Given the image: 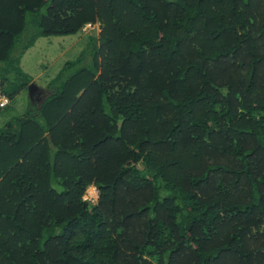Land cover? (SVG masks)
Masks as SVG:
<instances>
[{
	"label": "trees",
	"instance_id": "trees-1",
	"mask_svg": "<svg viewBox=\"0 0 264 264\" xmlns=\"http://www.w3.org/2000/svg\"><path fill=\"white\" fill-rule=\"evenodd\" d=\"M87 23L0 128V264H264V0H0V91Z\"/></svg>",
	"mask_w": 264,
	"mask_h": 264
},
{
	"label": "rangeland",
	"instance_id": "rangeland-1",
	"mask_svg": "<svg viewBox=\"0 0 264 264\" xmlns=\"http://www.w3.org/2000/svg\"><path fill=\"white\" fill-rule=\"evenodd\" d=\"M100 31L99 23H87L75 35L37 38L34 44L24 52L20 61L22 69L32 78L29 86L34 84L36 87L31 86L34 91L30 93L29 86H27L26 89H21L19 93L10 98L8 107L0 110V128L4 127L6 122L13 117L22 116L27 110L30 112L35 110L30 107V103H41L48 81L56 75L66 60L76 58L81 50L92 43L98 44ZM95 38L96 42H93ZM32 113L35 114V112ZM36 119V117H31L33 121ZM137 166L141 168L142 164L138 163ZM91 195L90 200L97 199V189L94 185L86 188L83 199L89 198Z\"/></svg>",
	"mask_w": 264,
	"mask_h": 264
},
{
	"label": "built area",
	"instance_id": "built-area-1",
	"mask_svg": "<svg viewBox=\"0 0 264 264\" xmlns=\"http://www.w3.org/2000/svg\"><path fill=\"white\" fill-rule=\"evenodd\" d=\"M10 103V99L7 95L3 94L1 91H0V108H5L6 106H8ZM95 190V189H94ZM95 192V191H94ZM96 194V192H95ZM92 198V195L91 197L89 198H85V199H91Z\"/></svg>",
	"mask_w": 264,
	"mask_h": 264
},
{
	"label": "flooded vegetation",
	"instance_id": "flooded-vegetation-1",
	"mask_svg": "<svg viewBox=\"0 0 264 264\" xmlns=\"http://www.w3.org/2000/svg\"><path fill=\"white\" fill-rule=\"evenodd\" d=\"M29 89H30V93L34 91L32 88H29Z\"/></svg>",
	"mask_w": 264,
	"mask_h": 264
},
{
	"label": "water",
	"instance_id": "water-1",
	"mask_svg": "<svg viewBox=\"0 0 264 264\" xmlns=\"http://www.w3.org/2000/svg\"><path fill=\"white\" fill-rule=\"evenodd\" d=\"M31 86H35L36 87V85H34V84H32ZM31 86H29V88H31Z\"/></svg>",
	"mask_w": 264,
	"mask_h": 264
},
{
	"label": "clouds",
	"instance_id": "clouds-1",
	"mask_svg": "<svg viewBox=\"0 0 264 264\" xmlns=\"http://www.w3.org/2000/svg\"><path fill=\"white\" fill-rule=\"evenodd\" d=\"M9 104H10V103H9ZM6 107H7V106H6ZM6 107H5V108H6ZM1 109H4V108H1Z\"/></svg>",
	"mask_w": 264,
	"mask_h": 264
}]
</instances>
